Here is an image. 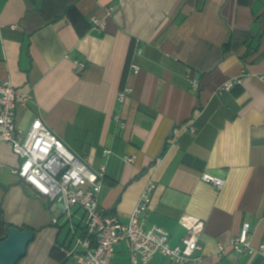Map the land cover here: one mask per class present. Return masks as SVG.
Here are the masks:
<instances>
[{
	"label": "crops",
	"instance_id": "crops-1",
	"mask_svg": "<svg viewBox=\"0 0 264 264\" xmlns=\"http://www.w3.org/2000/svg\"><path fill=\"white\" fill-rule=\"evenodd\" d=\"M110 4L97 32L92 17ZM0 82L31 88L21 129L41 117L93 170L106 167L104 212L127 222L153 181L145 228L179 244L186 214L204 222L198 264H264L229 245L244 226L252 247L264 243V0H0ZM0 161V239L10 226L31 228L19 264H75L60 249L69 226L52 223L59 207L13 173L20 159L7 143ZM112 264H132L128 241L115 244ZM149 264L175 263L157 255Z\"/></svg>",
	"mask_w": 264,
	"mask_h": 264
},
{
	"label": "built area",
	"instance_id": "built-area-1",
	"mask_svg": "<svg viewBox=\"0 0 264 264\" xmlns=\"http://www.w3.org/2000/svg\"><path fill=\"white\" fill-rule=\"evenodd\" d=\"M117 6L110 4L104 8L102 16H93V29L106 30L108 19ZM140 53V51H138ZM79 72L84 63L75 61ZM135 73L139 66L131 64ZM233 81L227 82L222 89H229ZM198 82L193 81L191 90L197 92ZM131 92L125 87L118 95L123 104ZM32 98L30 87H16L9 82H0V147L3 143L11 146L19 157L18 166L13 173L33 187L41 196L46 197L60 209V216L53 217L52 223L58 225L63 219L69 226L72 241L60 249L75 264H112L114 246L122 240L129 242L132 264H149L157 255L169 258L175 264H198L201 250L200 235L204 222L184 214L179 223L186 233L179 244H171L170 234L164 228L144 226V219L152 202L156 184L149 181L133 208L129 220L122 222L115 214L104 212L100 207V197L106 176V167L93 170L77 153L72 151L41 119L36 117L28 130L17 124V110L25 108ZM121 128L125 122L115 117ZM194 132V128L190 127ZM135 156H125L126 162H133ZM2 165L0 161V166ZM200 179L218 190L224 187L225 180L209 172H203ZM75 208L83 212L81 221L75 223ZM248 228L244 226L240 235L232 238L229 245L244 254H260L264 258V243L257 248L247 239ZM223 251V248H221Z\"/></svg>",
	"mask_w": 264,
	"mask_h": 264
},
{
	"label": "water",
	"instance_id": "water-1",
	"mask_svg": "<svg viewBox=\"0 0 264 264\" xmlns=\"http://www.w3.org/2000/svg\"><path fill=\"white\" fill-rule=\"evenodd\" d=\"M34 238L35 232L31 228L10 226L7 235L0 240V264H18Z\"/></svg>",
	"mask_w": 264,
	"mask_h": 264
},
{
	"label": "trees",
	"instance_id": "trees-1",
	"mask_svg": "<svg viewBox=\"0 0 264 264\" xmlns=\"http://www.w3.org/2000/svg\"><path fill=\"white\" fill-rule=\"evenodd\" d=\"M1 239H3V238H1ZM1 239H0V240H1ZM33 241H34V240H33ZM33 241H32V242H33ZM32 242H31V243H32ZM31 243H30V244H31ZM28 247H29V246H28ZM27 250H28V249H27ZM26 255H27V253H26ZM25 257H26V256H25ZM25 257H23V258L19 261V263H20ZM19 263H18V264H19Z\"/></svg>",
	"mask_w": 264,
	"mask_h": 264
}]
</instances>
